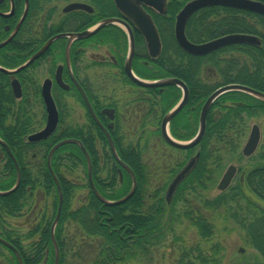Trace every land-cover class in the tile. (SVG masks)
Instances as JSON below:
<instances>
[{
	"label": "trees",
	"instance_id": "trees-1",
	"mask_svg": "<svg viewBox=\"0 0 264 264\" xmlns=\"http://www.w3.org/2000/svg\"><path fill=\"white\" fill-rule=\"evenodd\" d=\"M185 1L176 0L174 6H181ZM203 12L212 15L213 10L196 12L188 24V38L193 42L250 29L244 22H235L228 15H224L217 23L203 24ZM220 52L221 61H218L215 55L205 59L203 56L189 55L174 44L172 59L161 56L157 62L152 60L149 63L151 67L136 63L134 66L139 74L148 78L154 77L155 69L158 74L166 75L162 67H172L171 73L183 78L193 90L196 88V81L192 77L199 71L192 72L188 78L183 68L199 69L213 65L221 66L225 72L230 66H241L237 59L230 57L231 50L224 49ZM21 59L15 63L21 62ZM258 62L264 66V62L256 60V63ZM1 76L3 75H0V79ZM224 81L231 80L225 78ZM174 97L173 101L178 95ZM218 100L222 101L220 112L215 111V102L207 116L204 136L195 148L184 151L188 157L197 149L199 159L179 183L170 202L165 199L169 180L153 186L152 189L148 187L149 183L145 180L150 178V173L146 170V163L139 164L140 152L136 153L140 146L127 141V134L124 138L111 133L118 156L131 168L137 183L133 195L119 205L108 206L95 197L88 183L85 156L76 144L62 145L53 153L51 168L59 181L63 197L60 218L54 231L59 250V264H81L90 258L91 264H124L130 260L151 264L154 250L169 236L171 246L178 251L177 259L182 261H178V264H219L222 249L218 243H214L210 251L202 250L199 245L191 248L185 246L183 237L176 234L174 227L182 220L188 221L197 231L198 237L204 241L213 239L216 234V220L234 221L244 230L246 243L264 258V139L258 150L245 158L247 163L244 168H238V172L244 171L243 182L238 179L225 190L210 196L224 170V159L233 158L237 163L243 160L240 146L245 137L247 119L257 111L264 113V103L238 91L227 92ZM14 104L10 93L1 88L0 137L9 146L17 161L20 184L13 193L0 196V237L14 246L23 264H54L55 251L50 238V228L57 211L58 192L46 165L50 148L61 139L80 140L90 158L93 184L106 200L115 201L125 196L131 189L132 180L125 169L118 171L120 166L109 151L105 136L92 120L88 130L89 135L94 137V143L85 137L84 129L77 132L63 120L46 140L38 144L29 143L26 136L37 124L28 121L22 101L15 104L16 106ZM12 109L16 111L14 120L7 123V116L12 114ZM190 123L185 122V129ZM178 125H182V122L176 123V126ZM192 135L193 132H190L178 138L189 140ZM150 141L152 146V138L143 140V154L150 146ZM98 142L101 144L100 150L97 148ZM34 152L35 157L31 158ZM101 158L105 161L102 167L99 166ZM1 161L3 165L0 168V191H5L15 183L16 169L5 150L0 148ZM182 164L183 162L170 172L174 174ZM76 167L84 169L85 183H76L68 178L67 175L73 173ZM83 188L87 189V193L78 196V191ZM42 196L53 199L50 215L42 214L36 224L24 234L17 232L14 225L10 226L9 218L23 217L34 204L37 206ZM74 200L78 202L75 208H71V202ZM69 223L77 226L74 234L68 233L66 225ZM0 248L3 249L0 254L7 252L9 255L5 258V264H18L9 248L1 243Z\"/></svg>",
	"mask_w": 264,
	"mask_h": 264
},
{
	"label": "flooded vegetation",
	"instance_id": "flooded-vegetation-1",
	"mask_svg": "<svg viewBox=\"0 0 264 264\" xmlns=\"http://www.w3.org/2000/svg\"><path fill=\"white\" fill-rule=\"evenodd\" d=\"M175 1L176 0H165V6H159L158 9L154 6H148L141 1L137 2L138 6H116L114 0H73L71 3H81L86 6L83 8L66 9L67 5L70 4L68 3L61 8L60 13H58V18L53 21L50 16L57 10V6L49 7L51 14L49 13L50 15L48 17L46 11L47 5L41 0H0V27L2 28L0 30V33H2L0 36V43L6 41L10 35L13 34V37L4 46L0 47V67L7 70L18 68L51 41L49 46L46 47L38 57L33 59L21 70L13 73H6L0 70V75H3L0 79V89L3 88L8 91L16 105L18 102L22 101L28 121L43 123L42 127L38 130H34L36 129L35 127L32 128L33 131L26 136V141L35 144L43 141H29L28 137L40 131L45 125L47 113L42 93L45 89H49V93L58 113V123L55 131L60 122L62 120L65 122L67 119L66 112L68 111V100L74 99L78 102L80 101L84 106L86 111L85 117L87 118L86 125H76L75 129L77 132H79L80 129H84L85 137L88 139L90 138L93 143L94 137L92 134L91 136L89 135L90 132L88 130L91 120L98 126L105 136L104 131L95 121L96 118L107 130L111 139L112 132L118 137H121L123 135L122 132L124 131H127V135L130 137L139 139L138 142H136V145L140 146L139 150L136 151V153L140 152V156L138 157L139 164L140 162L145 163L141 149L145 138L151 137L153 139L161 140L163 145L174 151L172 154L173 164L168 168L165 180L161 182L154 180L155 185L163 184L169 180L167 184L168 186L191 157L198 155L199 159V152L197 149H194L193 153L186 157V152L184 151L190 150L191 148L181 149L169 145L164 140L162 133V122L164 117L180 102V100H182L184 89L177 85L143 87L132 82L124 69V62L129 56L131 43L133 44L131 69L136 77L154 82L174 77L184 83L185 88L187 89V98L180 110L168 121L166 132L179 142H187L197 135L202 106L207 98L218 88L228 84H240L264 93V66L259 65V62L256 63V60L264 62V16L254 12L224 6L203 7L190 15L186 21L184 33L186 38L192 43H204L227 34H246L258 38L257 44H233L222 47L208 54L201 55L205 59H208L209 56L215 55L216 59L221 61V50L228 49L231 51H239L245 55L244 57L246 61L244 64L240 63V58L231 54V58L234 60L237 59L241 65L239 68L236 66H230L225 72L221 66H202L199 69L189 67L183 68L182 70L188 78L192 72L199 71L197 75L192 77V79L196 81V88L192 90V87L183 78L171 73L173 70L172 67H162V70L168 75L158 74V70L155 69L156 72L154 77L148 78L139 74L134 66L136 63L151 67L149 63L152 62V60L157 62V60L162 57L167 59H172L174 57L173 46L174 44L178 46L174 31L176 15L189 0H184L185 2L181 6H174ZM200 10H213L212 15L208 12H203V24L206 22L217 23L223 19L224 15H228V17L235 22H244V24L249 26L250 29L246 32L226 33L205 39L202 42H193L188 38V24L191 17ZM223 12H225V14ZM106 19H115L116 23L104 25L89 36L80 39L74 37L69 40L68 36H64V34L74 35L93 29ZM145 20H149L152 23L160 42V49L156 56L151 55V52L153 51H151L147 45V37L142 27V23ZM17 26V30L14 31ZM22 32L25 33V36L23 39H20ZM59 35L63 36L55 38ZM98 46L105 47L109 54L107 57H100L96 63H98V65L101 63L102 66H109L112 69H119V73L115 74L117 77H115V79L118 82H113L112 85L109 86L108 84L101 86L102 83L107 82L104 81L106 80V75H103L100 80L99 78H96L94 74H91V72L95 71V57L93 56V53H89V50ZM20 59L21 62L15 63ZM224 73L226 75H224ZM225 78L231 81L225 82ZM15 81L20 88L21 95L19 97L15 96L12 88L13 82ZM105 86L106 89H104ZM80 89L84 92L95 118L89 111ZM110 89L111 91L108 93L107 90ZM116 91L121 93L117 94ZM175 95H178V97L173 101ZM220 96L213 101L208 109L205 117L203 136L206 131L208 113L215 102L217 103L215 111L220 112L222 106V101L218 100ZM249 96L254 98L251 95ZM256 100L262 102L259 99ZM37 103L42 109L39 114H36L33 109ZM15 113L16 111L12 109V114L7 116V123L14 120ZM189 121L191 123L187 126V130L184 125H186L185 122L189 123ZM178 122H182V125L176 126V123ZM144 123L146 125H143ZM110 124L111 127H108ZM254 125L259 128L261 139L262 136L264 137V131L262 132L257 124H252L250 126L248 136ZM190 132H193V135L189 140L178 138V136L186 135ZM175 133H177L178 136H176ZM197 145L192 148H195ZM0 148L5 150L2 146H0ZM109 151L111 152L110 148ZM32 155L35 157V152L32 153ZM182 162V166L172 174L170 171L174 170L176 166ZM119 170L121 171L124 169L120 166L118 171ZM237 173L238 168L236 174ZM243 177L244 171H241L238 177L240 182H243ZM145 182L150 184V179L145 180ZM238 264L264 263L253 258L250 259V261L245 260Z\"/></svg>",
	"mask_w": 264,
	"mask_h": 264
},
{
	"label": "water",
	"instance_id": "water-1",
	"mask_svg": "<svg viewBox=\"0 0 264 264\" xmlns=\"http://www.w3.org/2000/svg\"><path fill=\"white\" fill-rule=\"evenodd\" d=\"M114 1H115L116 6H138L137 2H139V1L144 2L148 6H154L158 9H159V6H165V0H114ZM85 6L86 5L81 4V3H70L67 5L66 9L83 8ZM207 6L232 7V8H237V9H241V10L254 12V13H257V14L264 16V3L260 2V1H256V0H189L183 5V7L177 13L176 19H175V29H174L175 38H176V42H177L178 46L183 51H185L186 53H189L191 55L201 56V55L208 54L212 51H215L217 49H220V48L228 46V45L250 44V43L257 44L258 43L257 37L251 36V35H246V34H227V35L215 38L213 40H210V41H207L204 43H198V44L190 42L186 38L185 33H184L186 21L188 20V18L190 17V15L192 13H194L198 9H201V8L207 7ZM112 23H116V20L115 19H106V20H103L102 22H100L93 29L86 30L82 33H77L74 35L73 34H64V36H68L69 40H71L74 37L80 39V38L89 36L90 34L94 33L98 29H100L102 26L107 25V24H112ZM142 27H143L145 34H146V37H147V45H148L149 49L151 51H153V52H151V55L156 56L158 54L159 49H160V42H159L157 33H156L152 23L149 20L143 21ZM17 28H18V26L15 28L14 31H16ZM61 36H63V35L56 36L55 38H59ZM12 37H13V34L10 35V37L6 41L0 43V47L4 46ZM50 42L51 41H49L39 52H37L34 56H32V58H30L26 63L22 64L18 68L14 69V70H7V69L0 67V70L4 71L6 73H13V72H17V71L21 70L22 68L27 66L33 59L38 57L39 54H41L44 51V49L49 46ZM132 55H133V44L131 43L129 56L126 58V60L124 62V69L126 71V74L129 77V79L132 82H134L140 86H143V87L177 85V86H180L181 88L184 89V96H183L182 100H180V102L164 117V120L162 122V133H163L164 140L169 145H171L173 147L181 148V149H188V148H192L198 144V142L201 140L203 133H204L205 117H206V114L208 112V109L210 108L211 104L213 103V101L218 96H220L226 92H229V91L243 92L245 94L251 95L254 98L259 99L262 102H264V93L259 92L255 89H252L248 86H244V85H240V84L224 85V86L218 88L215 92H213L207 98L205 103L203 104L202 109H201V113H200L199 130H198L197 135L194 136L192 139H190L187 142H179V141L173 139L166 132V126L168 124V121L171 119V117L175 113H177L180 110V108L183 106V104L185 103V100L187 98V89L185 88L184 83L181 80L174 78V77L173 78H167L165 80H160L157 82L156 81L154 82V81L143 80V79L136 77L133 74L132 69H131ZM12 88H13L15 96L19 97L21 95V92H20L19 85L16 81L13 82ZM80 92L83 96V99H84L89 111L91 112V114L95 118V115L91 109V106H90L84 92L81 89H80ZM42 96H43L44 104H45V108H46L47 119H46L44 127L40 131H38V132H36V133H34L28 137L29 141H41V140L48 138L55 131L57 123H58V113H57L54 101H53V99L49 93V89H45L42 93ZM95 121L100 126V128L104 131V134L107 138L109 148L111 150V153H112L114 159L118 162V164L123 169H125L127 172H129L131 174L132 186H131V189L128 191V193L125 196H123L122 198L115 200V201L106 200L105 198H103L99 194V192L96 190V188L93 184L92 176H91V162H90L88 152L84 148L83 144L79 140H76V139H64V140H61L58 143H56L49 150L48 155H47V168L49 170V173L51 174V176L54 179V182H55L56 187H57V192H58L57 211H56L55 218H54V220L51 224V228H50V238H51V241L53 243V247H54V251H55L54 264H59V250H58V247L56 244L54 231H55V227H56V225L59 221V218H60V214H61V210H62V203H63V197H62L60 184H59L58 179L54 175L52 168H51V164H50L52 155L57 148H59L62 145H65L67 143H74L80 147L81 151L83 152V154L85 156L86 163H87V175H88V183H89L90 189L92 190L95 197L100 202H102L103 204L108 205V206H114V205L122 204V203L126 202L133 195V193L135 192V189H136V181H135L134 175L132 173V170L123 161L120 160L119 156L116 153L114 143H113L109 133L107 132V130L99 123V121L96 118H95ZM108 127H111V124L108 125ZM259 140H260V131H259V128L256 125H254L252 127L251 133L249 134L245 144L242 147L241 152H242L243 156H245V157L251 156L258 146ZM0 146H2L5 149L7 155L12 160V162L15 166V169H16V182H15V184L8 190L0 191V196H7V195L13 193L18 188V186L20 184V170H19V166L17 164V161H16L14 155L12 154L10 148L1 138H0ZM197 159H198V155L191 157L187 161V163L183 166V168L172 179V181L170 182V184L167 187L166 194H165V198H166L167 202L171 201V198H172L177 186L189 174V172L194 168V166L197 163ZM236 171H237V169L234 165L228 166L226 168V170L224 171L221 179L218 182L217 190H219V191L225 190L230 185L233 177L236 174ZM241 179H242V176H241ZM0 243L2 245L6 246L7 248H9L14 253L18 264H23V261H22L20 254L14 248V246H12V244L10 242H8V241H6L0 237Z\"/></svg>",
	"mask_w": 264,
	"mask_h": 264
},
{
	"label": "rangeland",
	"instance_id": "rangeland-1",
	"mask_svg": "<svg viewBox=\"0 0 264 264\" xmlns=\"http://www.w3.org/2000/svg\"><path fill=\"white\" fill-rule=\"evenodd\" d=\"M41 1H43V3H46L47 5L46 11H47L48 17L51 14L49 11V7L57 6V10L54 11L50 16L51 20L55 21L56 18H58V13H60L61 8L67 5L68 3H71L73 0H41ZM180 1H184V0H180ZM24 36H25V33L22 32L20 39H23ZM89 53H93V56L95 57L94 58L95 59V68H94L95 71L91 72V74H94L96 78H99L100 80L102 79L103 75H106V78H105L106 80L104 81H107V82L102 83L101 86H104L106 84H108L109 86V85H112L113 82H118L115 79L116 77L115 74L119 73L118 68L112 69L109 66H102L101 63L99 65L98 63H96L97 60L100 59V57L103 58V56H106V57L108 56L109 54L108 50L103 46H98L96 48L90 49ZM231 54H234L237 58H240V63L242 64H244V62L246 61L244 57L245 55H243L239 51H231L230 57H231ZM211 67H214V66L211 65ZM104 89H106V86ZM107 91L108 93H110L111 89ZM116 92L117 94L121 93L119 91H116ZM33 109L36 112V114H39L42 110L41 107H39L38 103ZM66 114H67V119L64 123L72 128H75L76 125L83 126L87 124V121H86L87 118L85 117L86 111H85L84 106L80 103V101L78 102L74 99H69L68 100V111L66 112ZM33 123L37 124L35 125L36 129L34 130H38L43 125L42 122L38 123L37 121H33ZM247 123L248 125L246 126L245 137L240 146V152H241L243 145L245 144L247 140L248 132L252 124H257L260 127L261 131L262 132L264 131V113L261 111H257L256 114L251 115L250 118L247 119ZM122 133H123L122 136L125 138L127 131L126 132L124 131ZM126 139L127 141L133 142L134 144L138 142L139 140L137 138L130 137L128 135L126 136ZM263 139L264 137L262 136L259 141V144L262 142ZM152 143L153 144L151 146V141H150L149 143L150 146H148V148L145 149V154H143L144 162L146 163V166H147L146 170L150 173L149 174L150 184L148 186L150 189H152V187L155 186L154 180H157V182H161L165 180L166 174L168 172V168L173 164L172 154L174 152L171 149L167 148L165 145H163L161 143V140L153 139ZM259 144H258V147H259ZM258 147L256 151L258 150ZM97 148L99 150L101 149V144L99 142L97 143ZM174 155L176 156L175 153ZM31 158H34V156L32 155ZM245 158L246 157L243 156V160L239 163H237L233 158L230 160L228 158H225L223 161V164H225V166H224V170L222 174L224 173V171L229 165H235L237 168H239L240 166L241 168H244V166L247 163ZM101 159L99 162V166L102 167L105 161ZM2 165H3V162L1 161L0 168ZM239 174L240 172L236 174L231 184H234L238 180ZM67 176L70 180L76 183L86 182L85 172L82 167H76L75 171ZM221 176L219 177L217 183L219 182ZM217 192L219 191L216 188H214L213 190H211L210 196L216 195ZM86 193H87V189L83 188L78 191L77 195L79 196V194H86ZM77 202L78 201H75V200L73 201V203L71 202V208H75ZM52 203H53V199L51 197L42 196L39 199L37 206L34 204L32 209H29L27 211L28 213L24 215L25 217L23 216V217L9 218L8 220H9L10 226L12 227L14 225L15 229L19 233H22V234L26 233L28 230L32 228L34 224H36V222L40 219L42 214H46V215L51 214ZM215 224H216V229H217L216 234L214 235L213 239L205 240V241L201 240L198 237L197 231L189 224L188 221L182 220L180 221V223L178 222V225L175 224L174 227H175L176 234L181 235L183 237L185 246L187 248H191V247H195L196 245H199L202 250L210 251L212 249L211 248L212 245H214V243H218L222 249L219 255L220 256L219 264H238L239 262H242L245 260L250 261V259H253V258H256L260 262L264 263V258L262 257V255L256 249H254L248 243H246L245 238H244L245 233L241 226L237 225L234 221H231V220L227 222L216 220ZM66 228L69 234H74L75 231H77V226L74 223L67 224ZM171 242H172L171 237L169 236L167 237L166 241L163 244L159 245V247H157L154 250V257L152 260L153 263L151 264H178V261L182 263L181 260L177 259L178 251L175 250L171 246ZM0 250H3V249L0 248ZM8 256L9 255H7V252H4V255L0 254V264H5L6 263L5 258ZM145 261L147 260H144V262ZM91 263H92V258H90V260H88L87 262H84V263L81 262V264H91ZM124 264H144V263L138 260H130L129 262H125Z\"/></svg>",
	"mask_w": 264,
	"mask_h": 264
}]
</instances>
